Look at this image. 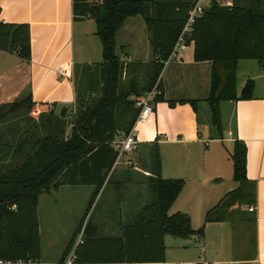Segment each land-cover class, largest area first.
Returning a JSON list of instances; mask_svg holds the SVG:
<instances>
[{"label":"trees","instance_id":"1","mask_svg":"<svg viewBox=\"0 0 264 264\" xmlns=\"http://www.w3.org/2000/svg\"><path fill=\"white\" fill-rule=\"evenodd\" d=\"M195 1L73 0L75 16L95 22L102 60L73 64L75 100L59 113L49 109L33 118L29 93L0 104V259L46 264L39 261L37 200L42 192L62 184L93 189L60 259L51 264L64 261L80 232L83 242L75 248L77 264L160 263L166 235L186 239L202 234V228H192L186 212L169 213L185 179L162 177L157 140L139 145L137 153L145 147L139 169H124L114 176L117 153L111 145L117 134L128 133L135 123L139 111L135 96L156 86L161 93L155 101L164 100L162 70ZM135 16L143 19L153 57L125 62L116 53L115 36L124 21ZM185 42L192 45L193 61L209 63V87L202 99L167 102L170 106L188 102L197 126L207 127L208 138L222 139L220 102L251 96V79L237 94L238 61L264 64V0H232L231 6L211 1L189 26ZM0 50L28 60V24L0 21ZM200 103L206 106L201 109ZM225 148L232 178L239 185L234 193L239 194L247 182L246 147L235 140ZM108 188L116 190V200L125 197L123 191L136 194L123 210L119 204L107 207L102 199L109 198ZM98 194L101 201L87 216ZM210 220L207 211L205 222Z\"/></svg>","mask_w":264,"mask_h":264},{"label":"crops","instance_id":"2","mask_svg":"<svg viewBox=\"0 0 264 264\" xmlns=\"http://www.w3.org/2000/svg\"><path fill=\"white\" fill-rule=\"evenodd\" d=\"M134 18L136 16L129 17L124 21L122 27L116 33V40L119 35L122 38L125 35L130 37V33L134 32L132 28H136L139 24V21ZM0 21L27 23L30 36V57L28 60H23L16 54L0 50V104L12 102L29 93L33 102L31 111L32 114H35L34 116L41 111L49 109L59 110L63 107H71L75 100L72 82L73 64L99 62L96 59L99 56L102 58V44L95 34L96 25L94 20L90 17L75 16L73 0H0ZM145 39L147 49L149 48L153 57L148 35H146ZM128 45L130 47L133 46L130 52L131 56L129 54H124L125 56L117 54L122 61H147L152 58L146 55L147 53L140 51L138 43L134 42ZM125 46L122 44L120 47L123 49ZM186 46H191L190 51L182 56L179 55L178 53L184 51ZM186 46L183 50H178L174 54H178L177 61L181 64L183 62L193 63L188 74L189 77L190 75L192 76L194 81L189 94L185 96L180 94L184 89V85L180 84L183 81L182 75H177L174 82H171L169 78H164L166 66L169 62L167 60L161 76L162 97L164 100L155 102L149 119L144 123H137L134 132L139 145L154 140L158 141L162 165L161 175L163 178L185 179V184L172 206L178 204L179 195L186 186V179L188 178L185 175L189 168L182 163L179 164L174 161L172 157L171 160L165 161L161 153L168 148V145L183 144L185 156L190 158L192 156L195 163H197V167H195V170L198 168V173L195 171L197 182L203 186L202 190H207L206 197H203L202 201L203 206L206 207L220 201L228 193L227 191L235 190L239 186L237 184L235 188L229 186L227 190L223 189L221 187L223 176L220 175L213 181H208L209 178L217 175L218 171L222 169L221 164L213 168V162H216V160H213L212 167L209 169L213 155L218 158V161L225 160L231 166L232 162L226 152L227 150L223 152L222 149L219 151V148H225V146L231 148L235 140L244 143L246 147L247 182L242 190L244 191L247 185L250 188V194L248 195L250 199L246 203V207L247 211L252 213L253 252L251 256L234 260H218L213 262V264H231L233 261L243 264H264V64L253 59L238 61L236 69L237 94H240L245 82L251 79V96L248 99L238 98L236 100L221 101L219 109L223 138L209 139L207 127L201 126L206 132L203 138L200 132L201 127L197 126L195 113L191 105L186 102L170 106L167 102V100L190 98L202 99L207 93L209 87V63L193 61L192 45L186 44ZM59 68H62L63 73L58 71ZM175 68L177 69V67ZM201 73L204 78L201 77ZM158 116L163 117L161 123ZM225 130L227 131L226 134ZM203 139L205 140L203 141ZM213 140L220 142L219 148H217L218 145H212ZM214 152L218 155L216 156ZM135 153L136 151L127 158L131 159L133 163V154ZM188 166L191 167V163ZM220 187L221 189H219ZM217 189L219 190L217 191ZM172 206L169 209V213L181 209L178 206L175 208ZM250 206L255 209L249 211L248 208ZM37 208L38 200L36 210ZM205 209L202 208V214ZM174 245L182 249L187 247L182 243H175ZM203 249L204 247H202ZM41 254L43 253L40 248V260L42 263H57L60 259L57 261L42 260ZM179 254L175 255L176 258H173L172 254L166 251L165 246L163 262L143 264L199 263V260H196L197 256L194 257L191 253Z\"/></svg>","mask_w":264,"mask_h":264},{"label":"rangeland","instance_id":"3","mask_svg":"<svg viewBox=\"0 0 264 264\" xmlns=\"http://www.w3.org/2000/svg\"><path fill=\"white\" fill-rule=\"evenodd\" d=\"M134 19L139 21L138 26L136 28H132L134 32L132 33V30L130 31V37L125 35L122 38L119 35L116 40V53L120 56H125L124 54H129V56H131L130 52L133 46L130 47L128 44H133L135 42L138 43L140 47L139 49L142 53H147L146 55L152 57V53L149 51V48L147 49L145 39L146 35H148L146 26L141 16H136ZM122 44L126 45L123 49L120 47ZM190 49L191 46H186L185 50L180 51L178 54L182 56L184 53L190 51ZM178 54H174L172 57L170 56L171 58L169 57L170 59H168L169 62L166 66L164 78H169L171 82H174L177 75H182L183 81H181L180 84L184 85V89L180 92V94L185 96L189 94L190 89L192 88L191 85L194 83L192 76H188L193 63L183 62L185 64H181L177 61ZM96 60L101 61L102 58L99 56ZM175 67H177V69ZM201 77L204 78L202 73ZM199 105L201 109L206 106L204 103H200ZM60 110L61 109L55 111L56 113H59ZM30 115L35 119L38 117V114L34 116L35 114H32V111ZM158 119H160L159 121L161 123L163 117L158 116ZM203 129L204 128L201 127L200 132L204 138L206 132ZM226 132L227 131L225 130V134ZM204 140L205 139H203V141ZM219 143L220 142L213 140L212 145H218L217 148H219ZM144 148V146H141L140 151L133 154L134 163L130 166H127L124 161L134 152L124 154L120 160L113 165V168H115L113 176L124 169H133V171H135V169H139L141 162L138 158L142 156ZM184 149V145L181 143L174 145L170 144L168 145V148L161 153L165 161L171 160L172 157L174 161L179 164L182 163L184 166L189 168L185 175L188 178L186 179V186L179 195L178 204H174L172 207L175 208L178 206L181 208L179 211L186 212L190 217L192 228L195 230L202 228L203 232L202 234L194 235L186 239L166 235L164 237L166 251L169 254H172L173 258H176L175 255H180L179 253H191L194 257L197 256L196 260H199V262H203L204 264H213V262L223 259L234 260L241 259L245 256H251L254 248V232L251 221L252 213H249L246 207V203L250 199L248 196L250 194L249 186L247 185L244 191L242 190L239 194L234 193L236 190L235 187L238 183L233 181L231 176L232 164L230 166V163L228 162L227 164L225 160L218 161V158L213 155L209 164V169L212 167L213 160H216V162H213V168L221 164L222 169L218 171L217 175L212 176L209 179L207 177L208 181H213L215 178H218V175H220L223 176L221 187L227 190L229 186H233L235 190L231 189V191H227L228 193L225 194L220 201L214 202L213 205H208L206 207L203 206L202 201L203 197H206L205 195L207 194V190H202L203 186L197 182L195 174V171L198 173V168L195 170L197 163H195L192 156L191 158L185 156ZM221 149L223 152L226 150L225 148L220 147L219 151H221ZM214 153L216 156L218 155L216 152ZM190 163L191 167L188 166ZM200 170L201 169L199 168V171ZM118 177L119 176H116V178ZM135 177V181L140 179L139 175ZM221 187L219 189H221ZM92 189L93 187L89 185L72 186L62 184L55 189L52 188L49 191L42 192V196L40 195L38 197L37 217L39 222L40 248L43 253L41 254L42 260L49 259L57 261L60 258L63 250L70 240L75 226L85 213ZM219 189H217V191ZM135 194V192L130 193V191H128L127 194L123 191V195L125 197L121 200H116V190L108 188L106 195H109V198H105L104 196L102 202H104L107 207L108 205H112L111 207L115 206V208L119 204L123 210L127 205V200L129 204L131 197ZM97 201H101L100 194H98L95 198L87 216L90 214V211ZM202 208H206L203 214ZM207 211L208 218L211 220L205 222V214ZM175 243H182L187 247L182 249L181 247L174 245ZM202 247H204L203 250ZM39 261L41 262L40 259ZM231 264L243 263L233 261Z\"/></svg>","mask_w":264,"mask_h":264},{"label":"built area","instance_id":"4","mask_svg":"<svg viewBox=\"0 0 264 264\" xmlns=\"http://www.w3.org/2000/svg\"><path fill=\"white\" fill-rule=\"evenodd\" d=\"M211 1H214L221 6L232 5V0H196L188 11L186 23L179 34V37L175 43V46L170 56H172L176 51L183 50L185 48L186 46L185 34L188 33L189 26L194 22L196 16H199L202 13L203 9L207 7ZM58 71L60 73H63L62 68H59ZM160 93H161L160 90L156 86H154L149 91L134 97L135 105L139 109L134 125L132 126V128L129 130L128 133L117 134L111 141V145L113 146V148L117 153L114 164H116L124 154L135 152L138 149L139 141L134 132L135 125L137 123H144L149 119L150 115L153 112V106L156 102L155 101L156 96L159 95ZM124 162L127 166L128 165L130 166L133 163L131 159H126ZM254 209L255 208L253 206H250L248 208L249 211H253ZM82 242H83L82 232H80L70 252L67 254L66 258L61 264H76L75 248L78 244H81ZM0 264H25V263L22 260L0 259ZM214 264H218V263H214Z\"/></svg>","mask_w":264,"mask_h":264}]
</instances>
